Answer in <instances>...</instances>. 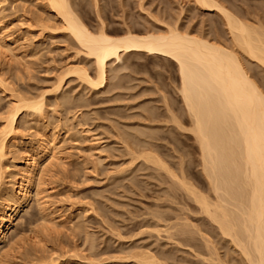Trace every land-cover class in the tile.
Instances as JSON below:
<instances>
[{
    "label": "rangeland",
    "instance_id": "rangeland-1",
    "mask_svg": "<svg viewBox=\"0 0 264 264\" xmlns=\"http://www.w3.org/2000/svg\"><path fill=\"white\" fill-rule=\"evenodd\" d=\"M0 1L1 13L3 11L2 15H4V18L0 21V31L4 36L3 46H8L6 49V59L3 57L0 58V78H2V84L0 82V116H5L3 114H5L6 110L10 107L11 101H14L16 95L26 96V94L30 95L32 93L33 95L36 93L37 96L38 92L44 95L45 91L46 94L44 95V99L45 101L47 100L45 103L48 102L51 104L45 107L46 112L44 116L39 118L35 113L36 116L30 114V111H23L24 113L21 114L23 117L20 119L18 118L16 122L17 132H19L18 134L21 133V135H24H22L23 140L27 141L29 145L30 142L36 139L35 137H37L39 133L44 134L43 131H45V134H47V132L51 134L52 131L55 133L54 135L58 137L56 138L60 141L59 144L62 148H60L62 152L60 156L62 159L51 165L41 183L37 185L30 194L27 207L32 215V221L23 224L24 232L22 234L21 243L17 245L19 247L10 251V255L13 257L12 260L17 262V264H22L24 259H22L23 255H20V253L26 250L30 252H28V258L32 260L37 259V257L44 258V256H47L48 258L51 254L56 255L57 253H64V261L61 264H139L133 258L130 257L129 259L128 255L133 250L134 253L135 251L138 252V247L134 249V246L140 245L142 251L151 250V252H156L158 250H165L166 253L171 255L170 257L175 254V259L170 258L174 264L178 262L179 264H195L199 259L198 257L194 258L193 250L189 252L192 249H189V245L188 247H186L187 245L181 246L180 243L179 246L177 241L174 242L172 239L168 240L169 237L165 236L168 235V227L174 225V223H172V225L166 223L167 227L162 223L167 231L161 230L164 233H160L161 231L158 228L161 227V222L163 221L155 217L156 221L157 219L161 221L160 225L158 221L156 224L154 219L155 222L150 220L152 216L154 217V214L161 213V210L154 213L157 210L154 208L158 207L159 209V207L162 206L160 208L164 209V213L161 214L165 219H169L171 214H173L172 216L174 218L175 214L179 217V213H171L168 217L170 210L176 212L177 209V212H180L178 209L184 206V208L188 207V210H191L189 212L187 209H184L183 212L186 211L188 214L186 215V213L180 212L183 214L181 217L188 219V217L184 215H190L189 217L191 221H193V224H198L201 226L199 229H203L199 234L203 232L206 235V232H213L207 234V236L212 235L210 237V239L213 237L211 242H216H213L212 245L215 244V248L219 247V252L218 250L217 252L221 255L219 257L225 260L224 262H228L230 259L231 264H235L236 262L237 264H245L246 261L244 262L242 259V254L240 255L239 251L232 246L233 244L231 241L229 242L230 238L222 235L216 224L206 219L208 217H206L205 214H201L197 204L187 198L185 191L179 189L180 191H177L176 194L178 197H176V195L172 196L175 192L167 189L166 181L169 183L174 181V179L172 180L171 177L165 175L168 174L165 169H156L158 166L154 168V164L149 165L150 162L147 163V160L143 161L144 158L142 156L138 157L135 163V160L133 161L132 157H130L131 155L128 156V149H123L124 146L127 147L126 145H130V147L134 146L141 153H144L142 152L143 149L140 150L142 148L141 144H139L140 146L134 145L131 143L132 141L129 137V140H126V133L132 131V129L127 130V127L132 126L131 128H135L137 125H141L142 127H137L138 129L136 128V131L139 130V128L145 131L150 127L153 129V127L158 126L154 128L157 129V131L159 130L158 132L154 130L152 132L151 128L150 131L147 130L152 136L150 134L148 135L152 138H148L149 136L147 137V132H144L145 135L142 136L143 138L140 136L142 134L141 132L140 134L135 131H132L130 136L132 137L134 134H137L136 136L138 138L140 136L141 139H139H143L142 145L145 140L146 146L153 144V149L151 150L147 147L145 148V145L143 148L145 150L148 149L147 151H151L152 153L156 152L155 149L161 151L162 153H158L163 155V157L165 156L164 160H166L167 164H169V166H175L174 168L172 167L174 174L176 171L178 174L181 172L182 167L180 168L179 164L181 166L184 162V167L182 168L183 173L181 174L182 178L184 173H186L184 177L187 175L189 183L194 184L193 186L199 189V191L201 190L204 192L203 194H210L208 197H211V200H215V196H213L214 194H212L213 192L210 191L211 188L207 184L209 182L204 178L203 170L201 171L203 166L201 168L202 161L199 157L200 149L197 140H195L194 134L190 132L191 130H188L191 128L190 124H192V122H190L191 118L189 120L190 116L187 115L186 107L181 96H179L180 93L178 92V88L180 80L178 71H176L177 68L174 64L157 55L144 54L141 56H131L128 59L126 58V60L123 56L124 61L121 60L122 63L124 64L126 61L127 62L122 67L123 70L117 73L120 75L119 77L121 80L115 77L113 79L112 75L110 76L112 72H108L107 84L110 86L106 85V87H104L106 90L102 88L101 90H97V92L93 89L91 91L90 87L89 89L88 87L84 88L83 85L85 84L79 79L77 74L73 72L64 73V70H66L68 66L71 67L70 64L75 67L81 66L83 61L84 65L82 64V66L87 69L89 68L88 72L90 74H94V69L91 64L90 66L89 64L85 65V63H89L88 57L85 59L86 57L84 56L83 58L82 53L80 55L77 50H73L75 47L77 49V46L71 42L69 37L65 36V38L63 36L61 38L62 35L58 33L60 30L57 29L58 31L56 30L55 32L53 30L52 32H47V29L46 31L41 29L40 24L48 22L51 26L54 22L53 20L48 21L49 19L46 17L47 12L41 5L43 0L41 2L40 0ZM92 1L100 5L99 8L98 5L95 7ZM140 1L141 0H108L109 3L104 6L105 0H78L80 5L77 7L81 9L84 21L93 25L97 23L96 8L100 9L102 7L100 13L111 27L124 28L123 21L125 20L128 23L135 22V25L139 28H160L164 25V19L165 22L171 24L175 23L174 21L177 20L176 22H179L178 26L182 30H185L187 27L190 29L191 33L196 32V35L205 34L204 36L207 37L209 35V37L216 36L221 40H229V34H226L227 27L222 23L217 12L215 10L216 13H214V11L204 10V8L198 7L193 0ZM222 1L223 5L226 4L225 6L228 9L244 20L247 19L251 21V23L253 22L252 24L257 23L259 25L262 22L264 24V0ZM140 7L142 8L140 9ZM39 10L41 16L37 18L40 15ZM37 13L39 15L36 17ZM42 13L44 15H42ZM177 16L179 19H177ZM256 18H258L259 21ZM153 19H160L162 22ZM260 19L262 21H260ZM40 20L43 22L41 23ZM157 21L159 23H157ZM56 24L54 28L58 26V23ZM159 24H161V26ZM216 33L218 34L216 35ZM67 39L70 41L68 42ZM0 42L2 43V41ZM77 52L79 54L75 55ZM249 62H247L248 65ZM123 64L119 62L113 63L114 66ZM250 64L251 65L248 66L252 71L250 72L257 77V79H262V81H264V76H261L264 75L263 67L261 68V66H258V63L256 64L255 61L250 62ZM62 73L65 74V76H63L64 81L62 89H59L56 93V87L53 85L54 78L56 75H63ZM257 73L258 75H256ZM112 83L117 84L114 86ZM54 87L55 89H53ZM62 90L68 91L67 94L72 97V99L68 97L70 100H73L74 97L76 98L74 99L75 101H72L75 107L73 106L72 110L70 109L71 111L69 110L66 112L69 108L64 109L65 105H59V97L64 93ZM103 90L105 92H100ZM93 91H95L96 94ZM66 92L63 94L64 96L67 95ZM78 96H82L79 97L81 99L84 97L88 102L83 99L84 101L81 103V99L77 100ZM56 98L59 99L56 100ZM78 102L85 106L83 105L84 107H82L79 105V107ZM167 103L169 106L171 105L170 107L172 108L167 106ZM143 106L145 107L143 108ZM171 113L175 114L174 119L177 114L178 118L176 117V121L179 123L176 121H174L176 124L171 122L173 119ZM170 115L172 117H170ZM1 117L0 124L4 120V118L2 117L1 119ZM66 118H69V121H67ZM170 119L171 121H168ZM53 126L55 128H53ZM67 126L70 127V130ZM144 126H147L145 130L143 129L145 128ZM182 127L185 128L182 129ZM125 128H127L126 133L125 130H123ZM35 132L37 135H33ZM123 132L126 136L122 134ZM119 133H121L120 135L123 136L124 140L128 141L127 143L120 140L122 136L119 137ZM156 133H159L156 135L157 139L155 136ZM153 135L155 138H153ZM145 136L147 137L146 139ZM148 139H151V141ZM152 139L156 141L154 140L153 142ZM125 143L126 145H124ZM101 146L104 147V150ZM109 148H113L114 151ZM160 154L158 155L161 156ZM167 154L170 157H168ZM163 157H160V159ZM181 158L182 160L184 159L182 163ZM161 160L163 161V159ZM165 166H167V168L169 167L166 164ZM170 168L171 167H169V169ZM156 173L157 175L160 174V178L157 177ZM181 176L180 174L177 175L178 178L180 177V179H182ZM133 178H135V181ZM162 180L165 183H163ZM184 180L186 181V179ZM173 183L172 185H174ZM175 183L176 187H174L176 189L179 188L177 187V180H175ZM168 185H170V188L171 183ZM164 188L169 192L167 193ZM184 194L186 196H184ZM165 195L167 196V200L169 199L168 197L178 198L175 199L177 202L174 201V203H172L173 201L171 199L169 200L172 202L169 200L168 202ZM188 197L190 198L191 196ZM38 199L45 202L46 209L38 205ZM182 200L184 201L182 202ZM183 203L184 205H182ZM186 203L187 205L185 206ZM168 204L171 205V207ZM192 205H194V207H192ZM166 208L167 210L168 208L170 209L169 212L166 211L167 217L165 216ZM151 210L155 211L149 214ZM196 210L200 214L196 213ZM172 218L169 220H172ZM182 218L181 220L185 221V219ZM189 220H187V222L192 225V222ZM145 222L151 223L146 224ZM176 222L179 224L183 223L182 221L179 222L178 219ZM201 222H203V224H201ZM142 223L145 224L143 225ZM152 223L156 229L153 227ZM140 226L142 229L139 228ZM152 228H154V230ZM195 228L197 229V226ZM140 230H142V232ZM154 231L158 232V234ZM129 232H133V234ZM138 232L141 233L139 234ZM159 233L161 234L160 236H158ZM192 235H195L198 239L193 236L194 239H192L191 242H193L194 245L197 243L196 245L200 246L199 241H202L200 240L201 236H197V234ZM174 243H176V245ZM160 245L162 246L160 247ZM143 246H148L149 249H142L144 248ZM155 246L158 249H156V251L153 250L156 248ZM166 248L168 251H166ZM177 256L179 257L177 258ZM180 257L183 258L181 259ZM176 260L177 262H175ZM240 260L243 262H240ZM39 264H43V261Z\"/></svg>",
    "mask_w": 264,
    "mask_h": 264
},
{
    "label": "bare ground",
    "instance_id": "bare-ground-1",
    "mask_svg": "<svg viewBox=\"0 0 264 264\" xmlns=\"http://www.w3.org/2000/svg\"><path fill=\"white\" fill-rule=\"evenodd\" d=\"M41 1L42 0H40V2ZM143 1L141 0L140 2ZM92 2L94 3V1ZM193 2L198 7L204 8V10H215L217 12L218 16L221 18L222 23L225 25V27H227L226 34H229L228 41L221 40L216 36L209 37L208 35L207 37L204 36L205 34L196 35V32V34L193 32L191 33L190 29H188L187 27L185 30H182L178 26L179 22H176L177 20L174 21L175 23L171 24L165 22L164 18V25L160 28H139L137 27V25H135L134 21V23H128L124 19V28L111 27L102 17L100 13L102 7L98 9L100 5H98L97 3H94L95 7H97L98 5V8H96L95 11L97 23L96 25H93L90 23H86V21H84V19L82 18L81 9L77 7L80 5L78 0H43L42 4H40L47 12V16H45L48 17V21L53 20L54 25L51 22L53 25H51L53 27L52 28L50 24H48V22L42 23V19L40 20L42 24H40L39 22L38 23L41 25V29L43 31H46V29L48 30L47 32H52V30L55 32L57 29L60 30L58 33L62 35H60L61 38L63 36H67L69 37L71 42L76 44L77 49L73 45L75 47V49L73 48V50H77L80 55L82 53V57L84 58L85 56V59H87L88 57L89 63H85V65L89 64L90 66L91 64L93 66L92 68L94 69V74H90L88 72L89 68L87 69L82 66L84 61L82 62L81 66L79 65L75 67L74 65L70 64L71 67L68 66L67 69L65 68L67 72L66 70H64V73L67 74L69 72H73L74 74H77L79 79L84 82V88L88 87L89 89L90 87L91 91L93 89L97 92V90H101L102 88L106 90L104 87H106V85H109L107 84L108 72H112L110 76L112 75L113 79L114 77L116 79H120V75H118L117 73H119L120 70H123L122 67L127 62L126 61L124 64L122 63V61H124L123 56L126 60V58L128 59L131 56H141L144 54L157 55L174 64V66L177 68L176 71H178L180 80L179 88L177 87L178 92L180 93L179 96H181L187 110L186 113H188L187 115L190 116L189 120L191 118L190 122H192V124H190L191 128L188 130H191L190 132L194 134L196 138L195 140H197L200 149L199 157L202 161L201 168L203 166L201 171L203 170L202 172L204 173V178L207 179V182H209L207 184L211 188L210 191L213 192L212 194H214L213 196H215V200L213 198V200H211V197H208L210 194H203L204 192H202L201 190L200 192L199 189L193 186L194 184L189 183V180H187V175L186 177H184L186 173H184L183 176L186 181L182 178V168L184 167V162L182 163V161L184 159L182 160L181 158V163L183 164V166L182 164L181 166L179 164V167H182L181 172L179 173L182 178L180 179V177H177V175H179L177 171L174 174L173 168L175 166H169L166 160H164L165 156L163 157V155L158 153L161 151L155 149L154 147L157 153H152L151 151H147L148 149L145 150L143 148V146L145 145V148L147 147L149 148V150L153 149V144H147L148 146H146L145 140L142 145L143 139L140 140L141 138H143L142 136L145 135L146 132L147 137L149 136L148 134H150L149 131L151 128L150 125V128L148 127L149 129H146L147 126H144L145 128L143 129H146L145 131L140 129L142 127L141 125H139L140 128L137 131L136 128L139 127L138 125L135 128L133 127L134 129L131 128L132 126L127 127L128 129H123L125 130V133L130 129L137 133L141 132V138L139 136L140 139L136 136L137 134H134V136L132 135L131 137L130 133L132 131L130 133H126L127 136L124 132L122 133L127 137L126 140H129V137L132 141L131 143H133L134 145L140 146L139 144H141L142 148L140 150L143 149L142 152L144 153H141L134 146L130 147V145H126L128 141L124 140L123 136L120 135L121 133H119V137L122 136L120 140L126 142L124 145H126L127 147L124 146L123 149H128L129 152L127 154H129L128 156L131 155L130 157H132L133 161L135 160V163L136 159L142 156L144 158L143 161L147 160V163H151H149V165L154 164V168L158 166L156 169H165L166 173L168 174H165V171L164 174L167 175V177H171L172 180L174 179V181L169 183L166 181L167 189L175 192L174 194H172V196L176 195L177 191H180L179 189H181V191H185V194H187V198L197 204V207H199V211L201 212V214H205V216L208 217H205L206 219H209L211 222L216 224L222 235L230 238L229 242L231 241V243L233 244L232 246H234L237 251H239L240 255L242 254L243 258H241L244 260V262L246 261L245 264H264V81H262V79H257V77H255L251 73L252 71L248 67L252 64H250V62L255 61L256 64L258 63V66H261V68L263 67L264 69V24L262 22L259 25L256 23V25L252 24L253 22L251 23V21L247 19L244 20L243 18L232 12L230 9H228L225 6L226 4L223 5L222 0H193ZM108 3V0H105L104 6H106ZM142 7H140V9ZM215 11L214 13H216ZM2 13L0 8V21L4 18V15H2ZM38 15L39 14L37 13L36 17ZM42 15L44 14L42 13ZM40 16L41 13L37 18H39ZM177 19H179L178 16ZM256 19L258 20V18ZM156 20L162 22L160 21V19ZM158 21L157 23H159ZM260 21L262 20L260 19ZM56 23H58V26L54 28V26L57 25ZM159 25L161 26V24ZM217 34L218 33H216V35ZM3 37L4 36L0 31V41H2V43L0 42V58L3 57L6 59V49L8 46L5 47L6 42L4 43L5 46H3ZM69 39H67L68 42L70 41ZM78 52L75 55L79 54ZM114 62H119L123 65L114 66ZM247 62H249V65L247 64ZM256 75H258V73ZM63 76H65V74L61 76L60 74L59 76L56 75V79L54 78L53 85L56 87V89L55 87L53 89L56 90H54L56 93L59 91V89H62V84L64 81ZM1 79L2 78H0V82ZM113 84L114 83H112V85ZM115 84L114 86H116ZM104 90L100 92H105ZM62 91L64 93L66 92L64 90ZM38 94L39 92L37 93V96L36 93H34L33 95L32 93L30 95L26 94V96H18L15 94L16 98L14 99V101H11L10 107L8 109L6 108L7 110L5 114H3L5 116H2L4 120L0 124V264H17V262H14L12 260L13 257L10 255V251L19 247L17 245L21 243L22 234L24 232L23 224L32 221V215L30 214V211L27 207L30 194L32 190L41 183L42 179L49 171L51 165L62 159L60 156V154H62L60 150L61 146L59 144L60 141L57 140L58 137L55 136V133H53L52 131L51 134H48L47 132V135L45 134V131L42 130L44 134L39 133L38 136L35 137L36 139L34 138L35 140L33 139L34 141L30 142L29 145L27 144V141L23 140V134L21 135V133L18 134L19 132H17L18 129L16 126V122L18 118L20 119L21 117H23L21 115L22 113H24L23 111H30V114L35 113L37 117L42 118V116H44V113L46 112L45 107H48V105L51 104H49L48 102L45 103L47 101H45L44 99V95L46 94L45 91L44 95L42 93L39 95ZM63 94H61L62 96L60 95V104H58L65 105L64 109L69 108L68 110H66V112H68L70 109L72 110L73 106L75 107V105L73 104L74 102L72 101H75L74 99L76 98L74 97L73 100H70V98H68L71 97L70 95L67 94L64 96ZM79 97L82 96H78L77 100L81 99ZM84 97L81 99V103L85 100ZM59 98H56V100H58ZM81 103L78 102V106L80 105L84 107L85 105ZM166 105L169 106L168 103ZM144 107L145 106H143V108ZM172 115V121L171 119L168 121L174 122L177 120L178 116L176 114L177 118L175 117L174 119L175 114ZM170 117L172 116L170 115ZM69 118H66L67 121H69ZM157 127H153V129L151 128L152 132L153 130L157 131V129H154ZM53 128L55 127L53 126ZM68 128L70 130V127ZM183 128L185 127H182V129ZM37 133L35 132L33 133V135H37ZM158 134L159 133H156L155 136ZM151 136H149L148 138H152ZM155 136L153 138H155ZM147 137L145 136V139ZM149 141H151V139ZM113 148H111L112 151L115 150V148L114 150ZM102 149L104 150V147H102ZM158 154H160L161 156H159ZM160 157H163L161 158L163 159V161L160 159ZM133 161L131 160L132 163ZM165 164L171 168L173 167L172 169L170 168L173 172L169 169V167L167 168ZM159 176L160 174L157 175V177ZM133 180L135 181V178H133ZM175 180H177V187H179L177 189L175 188ZM163 183L165 182L163 181ZM170 183L171 187L169 188L170 185L168 184ZM172 183L174 185H172ZM165 188L164 190H166ZM168 192L169 191H167V193ZM185 194L184 196H186ZM166 195L165 197L167 200ZM188 196L191 197L189 198ZM176 197H178V195H176ZM168 198L173 201L172 202L168 199L172 203H174V201L177 202V200L175 199H178L170 197ZM183 201L184 200H182V202ZM38 205L41 206V208L46 209L44 201L39 200ZM182 205H184V203ZM186 205L187 203L185 204V206ZM169 206L171 207V205ZM160 207L159 209L158 207L154 208L157 210H151L149 214H151L152 211H155L154 213H156L158 210H161L160 212L164 213V209ZM192 207H194V205H192ZM184 209H187V211L189 212L191 210H188V207L184 208V206L181 209L179 208L178 210L185 214L186 211L183 212ZM169 210V208L168 210L166 208L165 214L166 211L169 212ZM180 212H177V209L176 212H172V210H170L168 217L171 213H179V217H177L175 214V218L172 216L173 214H171L169 219L173 217V222L172 220L165 219V217L161 213L154 214V217H151L150 215V220H155L156 217L159 220L163 221L161 222L157 219L159 224L161 222V224L163 223L165 224V226L166 223H170L171 225L172 223H174V225L168 227L167 230L169 231H167L166 228L163 227V224L160 225L165 229L161 227L158 229H160V231L166 230L168 235L165 236L169 237L168 240L172 239V241L174 240V242L177 241V244L179 246L180 243L181 246L187 245L186 247H188L189 245V249L192 248L189 252H192L193 250L194 258L198 257L199 259V261H196L195 264H231L230 259L228 262H224L225 260L222 257H219L221 256L220 254H218L219 247L215 248V244L212 245L214 241L212 240L213 242H211V239L213 237L210 239L212 235L207 236V234H211L213 232H206V235L203 232V234H199V232L203 230L199 229L201 228V226L195 223L193 224V221H191V218L189 217L190 215L186 216L188 213L184 215L185 217H188V219L184 217L182 218L181 216H183V214H181ZM196 213L199 212H197L196 210ZM165 216L167 217V214ZM181 218L185 219V221L181 220ZM177 219L179 222L182 221L183 223H177ZM154 220L153 222L156 221ZM187 220L192 222L193 226L191 225V223L187 222ZM157 221L156 224L158 223ZM145 223L147 224L151 222ZM201 224H203V222H201ZM152 225L153 227H155L153 223ZM195 225L197 226V229L195 228ZM141 226L139 228H141ZM152 229L154 230V228ZM140 231L142 232V230ZM163 231H161L160 233H164ZM141 232L138 233L140 234ZM156 233L158 234V232ZM160 233L158 236L161 235ZM130 234H133V232ZM192 234L201 236L200 240L202 241H199L200 246H197L196 243L195 247L193 242H191L192 239L196 237ZM196 238L198 239V237ZM174 244L176 245V243ZM161 246L162 245H160V247ZM137 247L139 249L138 252L135 251L134 253L133 250L131 252H133L134 254L130 252L129 255L128 253L127 255L129 256V259L131 257L139 264H174L172 262V259H175V254V257L174 255L170 257L171 255L166 253L165 250L159 251L156 246V248L153 249L155 251L157 249L158 251L156 252H151V250L142 251L140 245L134 246V249H136ZM142 249L149 248L148 246H145ZM166 251H168V249ZM28 252L29 251L25 250V252L20 253V255H23L22 259H24V262L22 261V264H39L42 261L43 264H61L64 261L65 257L64 253L61 252L62 254H51L48 256V258L47 256H44L46 260L43 257H37V259L32 260L28 258V254L30 253ZM178 257L179 256H177V258ZM175 262H177V260ZM240 262L243 261L240 260ZM177 264H179V262ZM235 264H237V262Z\"/></svg>",
    "mask_w": 264,
    "mask_h": 264
}]
</instances>
